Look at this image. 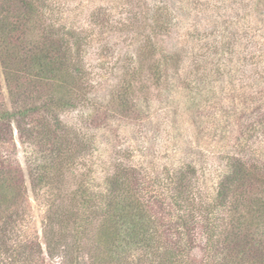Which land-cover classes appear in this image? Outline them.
I'll return each instance as SVG.
<instances>
[{
  "label": "trees",
  "instance_id": "16d2710c",
  "mask_svg": "<svg viewBox=\"0 0 264 264\" xmlns=\"http://www.w3.org/2000/svg\"><path fill=\"white\" fill-rule=\"evenodd\" d=\"M45 6L46 0H0V253L9 251L0 264H32L29 254L41 252L24 234L25 175L45 206V252L61 256L58 264H86L83 255L88 264H264V111L256 100L239 121L243 151L227 153L209 193L193 164L156 169L131 163L132 150L98 179L88 165L94 135L60 117L88 101L85 74L70 39L45 23ZM152 10L151 30H165L169 12L161 4ZM174 61L146 37L108 109L137 118L134 82L148 76L159 84ZM71 172L78 177L73 187Z\"/></svg>",
  "mask_w": 264,
  "mask_h": 264
},
{
  "label": "rangeland",
  "instance_id": "374dc122",
  "mask_svg": "<svg viewBox=\"0 0 264 264\" xmlns=\"http://www.w3.org/2000/svg\"><path fill=\"white\" fill-rule=\"evenodd\" d=\"M157 4L169 15L161 25L165 30L154 33L151 15ZM42 13L45 23L70 39L71 54L85 74L88 101L60 117L74 130L94 135L88 165L96 167L95 176L100 179L109 162L132 150L131 163L156 169L193 164L198 182L209 193L225 169L227 153L243 151L237 143L240 119L256 103L264 111V0H46ZM146 37L175 61L162 70L165 79L159 84L148 76L134 82L140 111L129 121L108 109L110 95ZM252 140L249 146L255 147ZM16 145L22 160L18 140ZM77 178L76 172L68 173V186ZM25 182L24 234L41 250L38 254L35 247L28 259H34L32 264H58L61 256L45 252V206L27 175ZM8 254L4 251L0 258Z\"/></svg>",
  "mask_w": 264,
  "mask_h": 264
}]
</instances>
